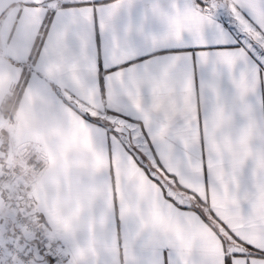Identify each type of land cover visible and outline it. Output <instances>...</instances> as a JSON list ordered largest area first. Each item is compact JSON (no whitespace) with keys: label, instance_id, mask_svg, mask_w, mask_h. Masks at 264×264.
<instances>
[{"label":"snow or ice","instance_id":"6c2138e0","mask_svg":"<svg viewBox=\"0 0 264 264\" xmlns=\"http://www.w3.org/2000/svg\"><path fill=\"white\" fill-rule=\"evenodd\" d=\"M0 264H264V0H0Z\"/></svg>","mask_w":264,"mask_h":264}]
</instances>
